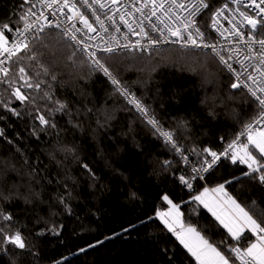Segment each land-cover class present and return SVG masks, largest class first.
<instances>
[{"label": "trees", "instance_id": "trees-1", "mask_svg": "<svg viewBox=\"0 0 264 264\" xmlns=\"http://www.w3.org/2000/svg\"><path fill=\"white\" fill-rule=\"evenodd\" d=\"M207 1L209 8L200 20L206 32L219 0ZM25 11L21 0H0V23L15 28ZM46 31L55 34L59 30ZM33 43L37 60L30 61L21 53L19 65L34 79L47 81L43 90L54 99L67 101L72 114L86 105L94 115L79 117L81 127L74 128L77 121L70 123L71 115L55 113L51 118L56 128L41 130L34 119L35 108L49 115L46 102L37 96L34 105L11 95L17 86L25 94L36 95L22 86L18 65L12 62L9 78L13 87L0 83V129L4 132L0 136V170H6L9 185L31 182L41 196L29 204L16 200L5 205L20 221L32 255L17 256L0 249V264H197L156 215L170 207L164 195L180 205L185 225L194 226L239 264L228 250L236 244L245 247L250 234L239 242L233 240L192 197L204 187L224 184L232 197L264 222L259 215L264 210V184L245 175L250 172L246 165L226 158L204 181L194 182L195 190H188L179 180L188 170L182 157L114 91L108 77L93 70L85 55L76 51L69 59L75 51L72 42L57 37L46 38L47 47ZM100 59L152 110L164 129L175 130L179 146L198 165L211 159L202 149L221 152L260 111L246 90L230 87L232 76L210 52L167 47L150 54L123 52ZM40 63L55 72L56 81L36 77ZM97 118L102 128L97 126ZM184 122L187 127L182 126ZM63 145L74 147L75 156L65 153ZM165 160L172 164L165 166ZM83 164L96 173L97 182L88 177ZM33 169L36 176L30 181ZM61 195L67 207L59 202Z\"/></svg>", "mask_w": 264, "mask_h": 264}, {"label": "snow or ice", "instance_id": "snow-or-ice-1", "mask_svg": "<svg viewBox=\"0 0 264 264\" xmlns=\"http://www.w3.org/2000/svg\"><path fill=\"white\" fill-rule=\"evenodd\" d=\"M31 4V0H26ZM41 6L44 9H48L52 16L56 15L59 11L62 14L63 9L67 8L71 15H67L68 21L78 20L83 28H75V25L62 27L56 20H50L48 15H45L43 11L39 14L33 10L34 6H30L22 15L18 17L17 26L13 28L9 23H0V83H7L9 87H13V83L9 78V72L12 62H16L18 65L19 80L23 81V87L32 89L36 95L25 94L21 87H15V90L11 93L17 100L28 102L30 104H36L37 96L40 100L45 101V110L49 115H45L41 111L40 107L35 108L36 115L35 120L42 126L41 130L47 128H56L55 121L51 118L55 113H64L71 115L73 120L77 122L73 124L74 128H80L81 122L79 117L90 118L94 115V110L87 107L77 109L75 114H72L67 101L60 99H54L53 94L49 91H45L42 85L47 84L45 80L34 79L28 75L26 69L19 65V60L22 59L21 53L27 56L28 60L35 61L38 58V53L34 50L35 44L33 42L41 44L43 47L48 45L44 43L46 38L56 39L61 37L75 49L70 60L76 55V51H79L85 55L94 71L102 72L108 77L114 91L123 97L127 104L140 114L144 121L151 127L153 132L160 137H163L164 141L181 154L183 161L188 163L187 156L183 155V149L179 146L176 139V132L173 129H164L160 120L156 118L152 110L134 93L129 91L125 87L120 79L113 75L109 68L97 55V51L93 49H99L108 54H118L121 49H127L129 51L149 52L157 45L163 44H180L182 48H209L219 58V63L223 64L230 72L236 73L229 60L233 56L238 57L240 49H229L231 55L225 58L220 54L217 45L213 43H204V33L197 26L196 17L203 9H208L209 4L207 0H142L140 6L137 7L136 3L131 4L132 11H128L127 7L124 11L120 12V21L123 22L132 32L133 35L142 36L147 40V44H143L141 40H137L134 43L128 41L127 43L120 44L116 42V47L111 46L105 42V46L100 48V45H90L85 42L78 32L87 30L88 33H95L97 29L93 23L89 21L88 17L77 7L74 0H39ZM112 4H116L117 0H110ZM89 8H92L93 15L96 14V9L88 0H83ZM95 4H98L101 8L106 5L102 0H94ZM231 3L237 5L235 9L229 8L228 4H224L213 13V27H216L217 18L222 16L224 12L230 11L234 17L238 16L239 21L229 20L227 16H224L225 20H229L231 29H225L220 32L221 36L228 32L231 36L239 37L244 42L247 51L244 53L243 59H237V62L241 64L245 69L251 67L254 72L248 73L243 85L240 82V73H236V81L230 84L232 89H239L244 87L247 89L251 98H254V103L259 106V113L252 122L247 123L244 126V130L240 132L239 136L232 140L227 148L223 152L213 151L211 148L202 149L203 153L208 154L211 157V161L205 158L204 163L199 169L193 167L192 171L195 173L208 172L220 159L226 157L231 160L233 164H244L250 169V172H246L245 175H253L260 183L264 184V0H231ZM55 8V11H51ZM147 9V12H145ZM247 9V10H242ZM116 9L115 12H119ZM140 13V19L137 22L139 31H136L132 27V23L126 17H133L135 13ZM160 15H157V13ZM187 12V16H183L180 13ZM155 16L163 28L158 27L152 23V17ZM115 23L114 17H108ZM147 21L151 26L153 32L158 33V38H152L149 31L146 30L144 22ZM165 21H168L167 23ZM96 22L100 24L101 29L107 33L108 28L105 27L104 22L100 20V17L96 15ZM243 26L246 29H250L247 37L245 38V32L241 29ZM46 29H57V33L53 34L46 31ZM220 31L219 28L216 29ZM116 31H119L117 27ZM12 35L10 41L8 35ZM89 40H95V36H88ZM115 40V36L112 37ZM127 41V35H125ZM258 46V47H257ZM245 61H249L245 64ZM74 62V61H73ZM41 72L36 73V77L44 75L50 77L51 81L57 80L55 72L43 63L39 64ZM247 81H251L249 84ZM50 88L51 86L48 85ZM48 104L54 105V107H47ZM7 107V105H5ZM16 116H20L21 113L16 109H10ZM98 127H103L99 118L96 119ZM183 127H187V122H184ZM36 129H34V133ZM3 129H0V136H3ZM240 137H245L246 142H242ZM62 150L75 156V148L68 145H63ZM195 152V148L192 149ZM259 155V159L257 155ZM165 166H170L172 161H163ZM82 168L86 170L88 177L97 182L98 177L96 173L89 167L88 164H83ZM13 170H15L13 168ZM254 174H259L255 176ZM6 170H0V249L5 252L12 251L17 256L20 255H32L29 245L21 230L20 221L15 218L13 212L8 211L5 205H9L16 200H21L24 204H29L33 199H40L41 193L36 191L33 184L29 182L26 185L11 183L9 185L8 180L5 179ZM36 176L35 169L30 174V181L32 177ZM196 176L185 178L184 175L179 176V180L189 189L192 188L191 180L196 179ZM203 179V176L199 177ZM39 183V181H37ZM230 183V181H229ZM63 187L67 190L68 185L65 183ZM21 188L24 190L21 191ZM210 194H212L210 196ZM71 196V192L67 193ZM131 196L135 197L136 193L131 192ZM223 197H226L224 199ZM194 201L203 205L209 212L216 218L217 221L227 229L231 238L235 241H241L244 236L245 230L249 231L255 236V240L247 243L245 247L234 246L228 251L239 261V264H264V222L259 221L251 211L243 207L234 197L229 195L225 190L224 184H217L214 188L205 187L202 192L192 197ZM61 204L66 205L64 195L58 197ZM163 200L170 205L169 209L164 212H157L156 215L160 221L165 225L168 231L172 232L180 243L188 250L189 253L195 258L197 264H235L233 259H230L228 255H225L215 245L209 243V241L192 225H185L182 217L183 213L180 211V205L173 203L168 195L163 196ZM259 215L264 217V210L259 211ZM23 227H26L23 226ZM51 231L56 232L53 228ZM12 246L9 249L7 246ZM83 251V249L81 250ZM15 264V261H13ZM60 264V262H57Z\"/></svg>", "mask_w": 264, "mask_h": 264}, {"label": "built area", "instance_id": "built-area-1", "mask_svg": "<svg viewBox=\"0 0 264 264\" xmlns=\"http://www.w3.org/2000/svg\"><path fill=\"white\" fill-rule=\"evenodd\" d=\"M21 1L23 3L24 7H26V10L30 6H34L33 7L34 11H37L38 14H39L40 11H43L45 15L49 16L50 20H56L58 23L61 24L62 27L71 26V25L74 24L75 28H83V25L78 20H73V21H68L67 20V15H71V13L68 11L67 8L63 9V13L64 14H62L59 11H57L56 15L52 16L50 10L44 9L41 6L39 0H31V4L27 3L26 0H21ZM74 2L76 3L77 7L80 8V10L84 13V15H86L88 17L89 21L93 23L94 27L97 29V31L95 33H88L87 35H85V32H87L86 29H84L83 32H78L77 33V35L80 36L82 39H84L86 43H88L90 45L99 44L100 48H103L105 46V42H107L108 44H111V46H113V47H116V42L117 41L120 44H124V43H127L128 41H131V42L134 43L137 40H141V42L143 44H147V40L146 39H144L142 36L133 35L132 32L129 31L128 27L123 22L120 21V12L124 11L126 7H127L128 11H132L131 4L133 2H135L136 6L139 7L140 3L142 2V0H117L116 4H112L110 2V0H102V2L106 5L104 8H101L98 4H95L94 0H88V2L90 4H92L93 8L96 9V14L95 15H93L92 8H89L86 4H84L83 0H74ZM224 4H228L229 8H231V9H235L237 7V5H234V4L231 3V0H219L218 3L215 5L214 9L212 10L211 14H210V18H209V22H208V26H209V31L208 32L204 31L201 28V25H200V20H201L202 16L204 15V13L208 9L201 10V12L196 17V22H197V26L204 33L205 39H204L203 42L204 43L216 44L218 50H220V54L224 55L225 58H228L229 55H231V53L229 52V49H240L241 50L239 56L238 57L233 56V58L229 60V63L232 64L233 68L236 70V73H240V82L243 85V83L246 80V77H247L248 73L254 72L253 68L249 67V68L245 69L244 67L241 66L240 63L237 62V59H243L244 53L247 51V49L245 47V44H244L243 41L240 40L239 37L231 36V35L228 34V32H225L224 36L220 35L221 31H224L225 29H229V30L231 29V24L229 23V20H233L234 19V20H236L238 22L239 21V17L238 16L234 17L232 12L226 10L222 16L217 18L216 27H213V13L218 8L222 7ZM116 9H119L120 11L119 12H115V15H114V11ZM242 10H247V9H242ZM51 11H55V8L52 9ZM145 12H147V9H145ZM180 14L183 15V16H187L188 15L187 12H181ZM96 15H98L100 17V20H102L104 22L105 27L108 28V32L107 33H105L101 29L100 24L96 22ZM157 15H160V13L158 12ZM110 16L114 17L115 23H113L112 20L108 19V17H110ZM224 16H227L229 18V20H225ZM126 19H129V21L132 23V27L136 31H139V29L137 27V22L140 19V13H138V12L135 13L134 18L133 17H126ZM165 22L167 23L168 21H165ZM152 23L156 24L160 28H163V24H161L160 21H158L155 16L152 17ZM144 26H145L146 30L149 31V33L152 36V38H158V33L153 32L151 30V26L148 24L147 21L144 22ZM117 27H119V31H116ZM240 27L245 32V38H246L247 35H248V32L250 31V29H246L243 26H240ZM217 28H219L220 31H217L216 30ZM6 35H8V38L11 41L12 38H13L12 35L8 34V33H6ZM125 35H127V38H128L127 41L125 40ZM88 36H95L96 39L95 40H89ZM113 36H115V38H116L115 40L112 39ZM167 47H179V48H182L180 46V44H172V43L163 44V43H161L160 45H157L156 47L152 48L150 50V53L155 51V50H160V49H164V48H167ZM182 49H191V50H199V51H204V52H210L219 61V58L216 56V54L209 48H191L190 47V48H182ZM93 50L97 51V55L99 57L101 55H110L108 53L100 51L99 49H93ZM123 52H139V51H129L127 49H121L119 51V53H123ZM143 53H149V52H143ZM87 60H88V58H87ZM248 63H249V61H245V64H248ZM221 65L232 76V78H233V80L235 82L236 81V73L230 72L223 64H221ZM247 82L249 84H251V81H247ZM241 88L247 91L246 88H244V87H241ZM243 130H244V128L240 132H242ZM240 132L237 134L235 139L239 136ZM240 140L242 142H246V138L245 137H240ZM170 146L172 147V145H170ZM227 146L221 152H223L227 148ZM177 153L181 156V154L179 152H177ZM183 155L187 156V158H188V163H185L187 165V167H188V170L183 175L185 176V178H190V177H193V176L197 177L196 179L191 180L192 188L189 189L187 187V189L191 190V191L195 190V188H194V182L195 181H197V180L204 181L205 176L213 168L218 166L222 161H224L226 159V157L222 156L221 159L211 169H209L208 172L195 173V172L192 171L193 167L199 169L201 167V165H198L193 160H191V158L184 152V150H183ZM209 161H211V159ZM200 176H203V179H200L199 178ZM237 245L243 248V246L241 244H236L234 246H237ZM234 246H232V247H234Z\"/></svg>", "mask_w": 264, "mask_h": 264}, {"label": "crops", "instance_id": "crops-1", "mask_svg": "<svg viewBox=\"0 0 264 264\" xmlns=\"http://www.w3.org/2000/svg\"><path fill=\"white\" fill-rule=\"evenodd\" d=\"M205 188V187H204ZM204 188H202L200 191H199V193L200 192H202L203 191V189ZM208 188V187H207ZM225 190H226V192L229 194V192L227 191V189L225 188ZM198 193V194H199ZM197 194V195H198ZM230 195V194H229ZM224 199H226V197H223ZM203 206V205H202ZM204 207V206H203ZM208 210V209H207ZM167 211V210H166ZM180 211H181V209H180ZM182 212V211H181ZM211 213V212H210ZM212 214V213H211ZM213 216V215H212ZM214 217V216H213ZM215 218V217H214ZM216 219V218H215ZM182 220H183V217H182ZM184 222V221H183ZM218 223H219V221H217ZM219 225L221 226V227H223L220 223H219ZM224 228V227H223ZM225 229V228H224ZM226 231H227V229H225ZM228 232V231H227ZM249 233L250 234V238H249V240H248V242L247 243H250V242H252V241H254L255 240V236L254 235H252L249 231H247V230H245V232H244V235L246 234V233ZM229 234V233H228ZM230 235V234H229ZM176 237V236H175ZM231 237V236H230ZM234 240V239H233ZM210 243V242H209ZM218 248V247H217ZM191 254V253H190ZM195 259V258H194ZM196 263H197V261H196Z\"/></svg>", "mask_w": 264, "mask_h": 264}, {"label": "rangeland", "instance_id": "rangeland-1", "mask_svg": "<svg viewBox=\"0 0 264 264\" xmlns=\"http://www.w3.org/2000/svg\"><path fill=\"white\" fill-rule=\"evenodd\" d=\"M207 81H208V83H211V82H209V80L207 79ZM208 86H210L209 84H207ZM213 87V86H212ZM215 88V87H214ZM214 90H216V89H214ZM212 194H210V196H211ZM159 218V217H158Z\"/></svg>", "mask_w": 264, "mask_h": 264}]
</instances>
